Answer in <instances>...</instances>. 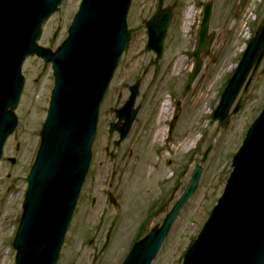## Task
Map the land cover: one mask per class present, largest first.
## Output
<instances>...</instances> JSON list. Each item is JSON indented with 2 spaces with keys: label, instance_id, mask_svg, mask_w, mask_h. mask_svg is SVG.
<instances>
[{
  "label": "rangeland",
  "instance_id": "rangeland-1",
  "mask_svg": "<svg viewBox=\"0 0 264 264\" xmlns=\"http://www.w3.org/2000/svg\"><path fill=\"white\" fill-rule=\"evenodd\" d=\"M208 2L213 5L214 44L211 55L202 52V69L190 83L204 4ZM80 3L66 0L62 10L44 25L40 45L52 50L61 46ZM165 6L174 8L173 17L163 55L155 65V53L145 49L146 23L156 13L158 1L132 0L128 14L130 41L100 108L90 169L57 264H122L137 239L163 223L212 145L202 165L198 189L152 262L182 264L187 247L223 194L233 157L264 108L263 58L251 85L239 95L245 97L240 111L231 115L224 128L213 120L221 95L242 59L248 36L253 38L262 26L264 0H165ZM191 7L194 16L188 24ZM23 75L25 87L16 110L18 126L5 145L0 163V264H15L13 242L55 81L52 65L37 56L26 60ZM140 79L141 94H146L139 116H145L144 127L133 142L131 138L125 140L118 150L113 146L117 134L110 139V124L116 119L115 110L128 100L129 87ZM140 100L141 96L137 102ZM166 104L169 113L164 111ZM107 148L116 156L111 157ZM10 158L16 162L11 163ZM109 194L114 196L116 206ZM157 207L160 209L155 215Z\"/></svg>",
  "mask_w": 264,
  "mask_h": 264
},
{
  "label": "water",
  "instance_id": "water-1",
  "mask_svg": "<svg viewBox=\"0 0 264 264\" xmlns=\"http://www.w3.org/2000/svg\"><path fill=\"white\" fill-rule=\"evenodd\" d=\"M157 1V11L146 23L145 48L155 53V65L163 55L174 11L165 6V0ZM65 3L66 0H0V163L5 145L18 126L16 110L25 87L24 63L30 57L41 58L52 65L55 80L13 242L15 264L58 263L90 169L100 108L130 41L128 14L132 0H81L61 46L52 50L40 45L44 25ZM212 13V3H205L190 83L202 69V52L206 56L212 51ZM59 31L60 28L53 41ZM263 58L264 19L213 114L221 128L240 111L245 97L239 95L251 85ZM129 91L128 100L115 110L118 121L110 124V138L115 133L119 135L116 148L128 137L142 108V104L136 107L141 80ZM211 150L212 145L163 223L136 241L122 264H152L181 210L198 189L202 165ZM9 161L16 162L14 158ZM109 199L116 206L114 196L109 194ZM182 264H264V108L233 157L223 194L197 238L187 247Z\"/></svg>",
  "mask_w": 264,
  "mask_h": 264
},
{
  "label": "flooded vegetation",
  "instance_id": "flooded-vegetation-1",
  "mask_svg": "<svg viewBox=\"0 0 264 264\" xmlns=\"http://www.w3.org/2000/svg\"><path fill=\"white\" fill-rule=\"evenodd\" d=\"M207 55H211L210 53H208ZM141 80V79H140ZM130 88V87H129ZM141 92V91H140ZM143 95H145V97L143 98ZM141 96V100L139 101V103L138 102H136V107H138L140 104H142V108H143V106H144V103H145V101H146V94L144 93V94H141L140 95ZM139 96V97H140ZM138 100V99H137ZM142 108H141V110H140V112H139V114H138V116H137V118H136V120H135V123H134V125H133V127H132V129L130 130V132H129V135H128V137L126 138V140L127 139H130L131 138V141L132 140H134L137 136H138V134L140 133V131L143 129V127H144V121H145V116L144 115H142L141 117H139L140 116V114H141V111H142ZM116 118V117H115ZM116 121H118L117 119H115V121H113V122H116ZM113 122H111V123H113ZM117 134V133H116ZM117 140L119 139V135L117 134ZM110 139H112V138H110ZM117 140H114L113 141V146H114V143L117 141ZM133 142V141H132ZM131 142V143H132ZM130 143V144H131ZM124 145V142H122V144L120 145V147H118L117 149L119 150V149H121V147ZM115 147V146H114ZM116 149V148H115ZM106 151L107 152H109V154H110V156H112V155H114L115 154V156H116V153L114 152V151H110V149L109 148H107L106 149ZM160 208L159 207H157V208H155V215L157 214L158 215V210H159ZM162 209L163 210H165V207H162ZM141 238H139V239H137V240H140Z\"/></svg>",
  "mask_w": 264,
  "mask_h": 264
},
{
  "label": "bare ground",
  "instance_id": "bare-ground-1",
  "mask_svg": "<svg viewBox=\"0 0 264 264\" xmlns=\"http://www.w3.org/2000/svg\"><path fill=\"white\" fill-rule=\"evenodd\" d=\"M193 13H194L193 12V8L191 7V9H189V14H187L188 16L186 18L188 24H191L190 20L194 16ZM164 111H166V113H169L170 112V106L168 104H166V107H164Z\"/></svg>",
  "mask_w": 264,
  "mask_h": 264
},
{
  "label": "built area",
  "instance_id": "built-area-1",
  "mask_svg": "<svg viewBox=\"0 0 264 264\" xmlns=\"http://www.w3.org/2000/svg\"><path fill=\"white\" fill-rule=\"evenodd\" d=\"M250 39H251V35L248 36L247 40L249 41ZM247 42L245 43V46H246Z\"/></svg>",
  "mask_w": 264,
  "mask_h": 264
}]
</instances>
